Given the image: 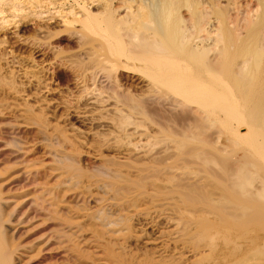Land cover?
<instances>
[{
    "label": "bare ground",
    "instance_id": "6f19581e",
    "mask_svg": "<svg viewBox=\"0 0 264 264\" xmlns=\"http://www.w3.org/2000/svg\"><path fill=\"white\" fill-rule=\"evenodd\" d=\"M255 1L262 15L242 24L235 0L46 2L66 11L64 27L103 78L117 70L138 74L188 111V139L181 135L177 154H118L122 160L97 165L88 178L71 169L65 148L56 150L53 161L66 164L57 178L62 193H71L72 215L55 241L34 248L17 241L21 224L37 200L51 204L52 190L14 199L12 186L35 175L8 173L0 179V264H28L43 254L50 264H264V0ZM4 126L3 148L17 158L23 129ZM40 128L42 139L62 146L64 135ZM90 199L93 208H81ZM103 238L106 248L93 253L90 246Z\"/></svg>",
    "mask_w": 264,
    "mask_h": 264
},
{
    "label": "rangeland",
    "instance_id": "374dc122",
    "mask_svg": "<svg viewBox=\"0 0 264 264\" xmlns=\"http://www.w3.org/2000/svg\"><path fill=\"white\" fill-rule=\"evenodd\" d=\"M48 1L3 0L0 3V99L3 104L0 107V179L17 170L32 171L35 182L15 184L7 193L14 199L26 194L31 197L40 189L53 193L51 204L38 200L32 204L36 211H29L21 224L17 241L32 248L48 237L49 241H55L59 227L71 214L67 212L68 203L73 202L71 193H62L64 186L57 178L60 168L66 164L53 161L56 150L65 148L72 158L71 169L88 178L96 173L97 165L122 160L118 154H177L181 135L188 139L184 136L188 133V111L177 106L172 98L164 99L161 93L150 88L148 79L138 74L117 70L111 80L103 78L106 75L90 61L85 45L77 35H71L72 28L64 27L66 11L55 4L46 5ZM235 5L239 8L240 23L254 18V14L262 15L255 0H235ZM263 25L264 22L260 24ZM22 108L28 112L27 119L20 114ZM7 121L23 129L21 135L17 134L19 137L23 134L21 140L17 137L21 149L12 153L19 154L17 158L8 155L10 148H3L7 134L2 131ZM24 121L38 124L20 126ZM40 127L47 133L54 129L51 132L64 135L66 140L62 146L44 140ZM220 139L216 144L220 145ZM83 196L79 195L81 199ZM81 204V208H89L94 202L90 199ZM40 208L44 210L39 212ZM81 213L79 210L73 215L80 217ZM92 224H95L93 220L88 227L92 228ZM89 233L86 230L82 236ZM104 241L105 238L100 239L95 248L92 244V252H102L106 248ZM84 246L81 244L82 249H86ZM30 254L33 256L34 250ZM48 257L43 254L28 264H50ZM90 261L81 258L80 264H91Z\"/></svg>",
    "mask_w": 264,
    "mask_h": 264
}]
</instances>
